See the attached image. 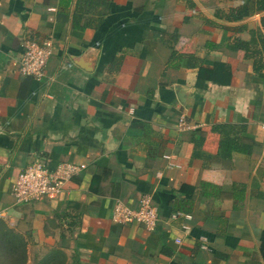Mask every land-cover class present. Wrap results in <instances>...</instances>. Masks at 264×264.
<instances>
[{"label":"crops","instance_id":"crops-1","mask_svg":"<svg viewBox=\"0 0 264 264\" xmlns=\"http://www.w3.org/2000/svg\"><path fill=\"white\" fill-rule=\"evenodd\" d=\"M258 6L0 0V264L11 248L18 264H264ZM26 38L53 42L41 79L18 71ZM36 159L81 171L17 203L12 185ZM144 195L153 229L112 220Z\"/></svg>","mask_w":264,"mask_h":264},{"label":"built area","instance_id":"built-area-1","mask_svg":"<svg viewBox=\"0 0 264 264\" xmlns=\"http://www.w3.org/2000/svg\"><path fill=\"white\" fill-rule=\"evenodd\" d=\"M22 52L18 59V71L22 75H29L41 79L45 75V68L51 57L54 45L51 39L37 41L26 38L22 43ZM181 129L191 128L192 125L184 116L179 118ZM81 171V166L71 161H61L51 168L43 159H36L25 166L17 175L11 193L17 203H29L45 196L58 195L64 183L73 175ZM158 208L150 196L144 195L137 207L121 202L115 203L111 218L115 222H138L147 229H153L158 221Z\"/></svg>","mask_w":264,"mask_h":264},{"label":"trees","instance_id":"trees-1","mask_svg":"<svg viewBox=\"0 0 264 264\" xmlns=\"http://www.w3.org/2000/svg\"><path fill=\"white\" fill-rule=\"evenodd\" d=\"M259 6L260 8H264V0H258ZM101 15V14H100ZM11 256H10V260H9V264H18V262L20 263L21 258H22V253H20V251H18L17 249L13 250L11 248L10 250Z\"/></svg>","mask_w":264,"mask_h":264}]
</instances>
